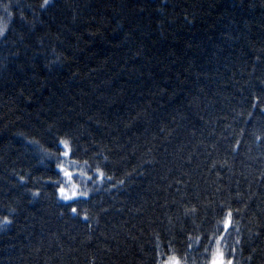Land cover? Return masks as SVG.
Returning <instances> with one entry per match:
<instances>
[{
	"label": "trees",
	"instance_id": "16d2710c",
	"mask_svg": "<svg viewBox=\"0 0 264 264\" xmlns=\"http://www.w3.org/2000/svg\"><path fill=\"white\" fill-rule=\"evenodd\" d=\"M0 29V264H264V0H0Z\"/></svg>",
	"mask_w": 264,
	"mask_h": 264
},
{
	"label": "snow or ice",
	"instance_id": "6c2138e0",
	"mask_svg": "<svg viewBox=\"0 0 264 264\" xmlns=\"http://www.w3.org/2000/svg\"><path fill=\"white\" fill-rule=\"evenodd\" d=\"M44 4L45 5L48 4V0H44ZM5 9H7V5L5 6ZM0 36H4V30L3 29H0ZM5 39H7V37H5ZM253 106H255V105H253ZM59 143L60 144H63L64 147H65V149L68 148V145H67V143L65 141L61 140V141H59ZM63 155H65V156L69 155V151L65 150L63 152ZM61 170L63 171V168L62 167H61ZM65 175L66 176H69L71 174L68 173V172H65ZM20 180L21 181H24L25 180V177L24 176H20ZM56 191L59 193L60 197L63 200H65V201H73V200L78 199L81 196L87 197L89 195L88 192H77V191H72V193L69 195V194L66 193V190H65L64 187H58L56 189ZM33 195L38 196L39 195V192L37 191V192L33 193ZM68 206L70 208V211L73 214H75L77 216L80 215V212H79V210H78L77 207L73 206L71 203H69ZM231 215H232L231 212H229L228 213V216L231 217ZM82 218H83L84 221H88L90 219V216L85 212L83 214V217ZM229 226H230V220H226L225 221V227L228 228ZM166 264H171V262H166ZM214 264H233V262L230 261V260L219 259V260L214 261Z\"/></svg>",
	"mask_w": 264,
	"mask_h": 264
},
{
	"label": "rangeland",
	"instance_id": "374dc122",
	"mask_svg": "<svg viewBox=\"0 0 264 264\" xmlns=\"http://www.w3.org/2000/svg\"><path fill=\"white\" fill-rule=\"evenodd\" d=\"M65 190H66V193L69 194V195L72 193V191L69 190V189H66V188H65ZM73 191H75V190L73 189ZM218 250H219V249H218ZM217 253H218V251H217ZM166 262H171V264H180V263H178L177 261H171V260L166 261ZM166 262L163 263V264H166Z\"/></svg>",
	"mask_w": 264,
	"mask_h": 264
}]
</instances>
